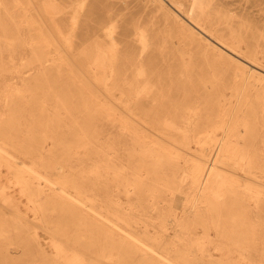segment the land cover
<instances>
[{
	"label": "bare ground",
	"instance_id": "bare-ground-1",
	"mask_svg": "<svg viewBox=\"0 0 264 264\" xmlns=\"http://www.w3.org/2000/svg\"><path fill=\"white\" fill-rule=\"evenodd\" d=\"M141 1L0 0V264H264V0Z\"/></svg>",
	"mask_w": 264,
	"mask_h": 264
},
{
	"label": "rangeland",
	"instance_id": "rangeland-1",
	"mask_svg": "<svg viewBox=\"0 0 264 264\" xmlns=\"http://www.w3.org/2000/svg\"><path fill=\"white\" fill-rule=\"evenodd\" d=\"M109 1H110L111 7H114L117 12H121L122 17L120 19L125 17L124 18L125 20L122 24V28L119 29L121 30L120 32H122V29H127L129 32L133 33L134 23L137 18H141V20H143V23L144 22L147 23L150 17L152 16L153 11L146 7V4L144 3V1H141V0H109ZM242 3H246V0H243ZM246 5L250 6L251 4L248 3ZM260 8H262V13L264 15V1H262V5ZM106 21H107V16L103 13L102 15H100V19L98 20V22L104 23ZM129 39L134 42L133 45H135L137 49V53L140 55L141 49H140V45L136 42V36L132 34L130 35ZM22 57L25 58L27 57V55L23 54ZM158 57L160 58V55ZM173 62L174 64L173 63L172 64L174 66L172 69L175 71H178V70L180 71V63L176 61H173ZM157 65L159 69L163 71L162 73L164 75H168L169 66L167 63L159 62V64ZM19 66L20 64L16 65L15 67H19ZM28 69L29 68L23 69L22 76L28 77L29 73L26 72L28 71ZM24 71L26 73H24ZM17 80L18 79L16 78L15 82H17ZM13 88H15L14 83H13ZM51 148H52V145H48L45 151H49ZM33 161L34 160L32 159L26 160V162L29 164H32ZM257 177L260 179V181L264 183L263 173L261 172L257 173ZM52 178H56V177H52ZM12 181H14V179L12 180V176L10 175L9 170L6 167H3L0 172V186L6 187V191H7L9 198L14 200V202L18 205V207L21 210V216H23L29 223V227L31 229L32 235L37 236V238L39 239L40 245H42L41 247L46 251V254L49 257H52L54 253V249L52 245L53 237L42 227L41 216L36 214L35 211L32 210L33 204L29 202L26 196L20 193L19 191L20 189L15 184H13ZM45 185L46 184H43L44 189L49 190V188L45 187ZM13 215H14L13 211H11L5 204H3V202H0V220L11 219ZM216 239H217V233L216 231H213V240H216ZM12 251L13 252L11 254V258H14V259H24L25 258V254L23 252L17 251L15 247H12ZM212 252L216 255L215 257L217 259L220 258L219 256L221 255V253H219L215 249V247H213ZM27 257L29 259L36 258V256L33 254H27ZM35 264H41V263H38L37 261ZM256 264H260V263H256Z\"/></svg>",
	"mask_w": 264,
	"mask_h": 264
}]
</instances>
